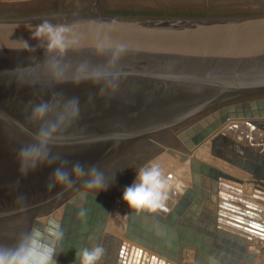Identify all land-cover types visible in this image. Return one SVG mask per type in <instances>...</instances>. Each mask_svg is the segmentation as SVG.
Listing matches in <instances>:
<instances>
[{
	"label": "water",
	"instance_id": "water-1",
	"mask_svg": "<svg viewBox=\"0 0 264 264\" xmlns=\"http://www.w3.org/2000/svg\"><path fill=\"white\" fill-rule=\"evenodd\" d=\"M97 3L98 0H94L87 11L0 17V91L5 90L20 100L36 99L49 91L53 92L46 97L86 92L102 102L103 108L92 117L97 123L110 117L109 112L116 114L120 109L140 108L145 118L141 128L132 135L134 140L201 116L205 117L201 122L205 129L195 135L198 143L229 119L248 114L249 107L262 111L264 116V11L226 15L121 14L99 8ZM45 20L67 26L68 38L78 40L63 57L48 53L46 43L33 39L36 26ZM96 44L111 49L122 47L118 62L109 63L111 52L98 55ZM49 60L59 61L69 76L82 63L91 71H118L120 75L112 82L114 87L104 81L94 84L91 80L79 85L57 83L48 66ZM103 83L110 88L101 87L104 88L101 94L98 87ZM90 84L97 88L89 91ZM71 88L77 90L67 93ZM151 112L157 115L153 117ZM261 131L264 132V119L235 122L213 135L211 151L256 179L264 180V153L245 147L248 142L236 137L241 134L254 141ZM116 139L121 140V136ZM241 149L246 151L244 159L238 155L243 153ZM226 152L233 155H224ZM169 153L176 155L174 149ZM179 159L190 161L192 186L175 173H168L165 176L168 198L155 212L129 211L123 197L108 199L89 191L74 196L65 205L61 218L52 215L47 221L37 219L31 232L39 229L47 235L48 228L59 225L63 238L56 257L58 264H79L77 251L94 247L104 249L99 262L103 264L105 253L116 241L108 230L109 223L114 221L121 227L122 239L117 241L116 250L118 264H167L165 259L178 264H253L256 254H249L247 241L252 237L264 239L260 231L264 229L261 225L264 223V188L257 183L253 193L247 194L242 179L219 167L186 154H180ZM95 166L100 168L101 165ZM202 179L206 180L204 186ZM220 181L225 183L219 184ZM205 196L216 202L220 198L218 207L229 210V213L218 211L229 219L221 223L246 235L215 227V221L220 222L215 213H209V209L202 206ZM78 198L83 201L77 203ZM120 204L125 206L122 211L117 210ZM81 208L86 210L84 216L79 214ZM23 211L24 208L11 210L0 217ZM154 233L158 236L154 237ZM159 235L167 236L168 240L160 239ZM123 239L155 254L146 251L140 261L142 250L131 245L128 255H123ZM209 251L212 253L209 256L224 258L223 261L205 260ZM190 252H193L194 262L186 261ZM261 252L264 253V249ZM228 253L241 260L229 259L232 256Z\"/></svg>",
	"mask_w": 264,
	"mask_h": 264
},
{
	"label": "rangeland",
	"instance_id": "rangeland-1",
	"mask_svg": "<svg viewBox=\"0 0 264 264\" xmlns=\"http://www.w3.org/2000/svg\"><path fill=\"white\" fill-rule=\"evenodd\" d=\"M263 1L98 0L97 4L99 8L121 14L226 15L264 11ZM93 3L94 0H0V17L25 16L48 11H87L91 9ZM104 86H107V84L103 83L98 88ZM87 87L91 88L89 91H93L97 88V85L90 84ZM67 90V93H72L77 88ZM50 92L53 91L46 92L45 95ZM83 93L85 94L51 95L52 97L44 95L36 99L20 100L11 96V93L5 90L0 91V214L24 208L21 213L0 217V246L15 247L20 238L28 233V230L31 232L37 219L47 221L48 217L55 215V209L59 208L57 210L59 216L57 215V217H62L64 211L61 210L60 212L62 205L56 208L55 200L61 196L58 194L66 190V187L56 185L49 188V182L53 169L61 166L63 160L69 161L67 165L69 171L71 162L75 161L81 162L86 168L100 164L101 166L98 169L104 173L108 189L100 191L99 194L108 199H112L114 194H120L123 197L124 190L136 181L138 171L142 167L155 164V160L160 156L172 157L173 155L169 153L170 149H175L179 153L185 151L191 153L192 156L204 159L235 177H247V174L233 163L212 153L211 139L223 127L225 128L235 122L248 119H264L262 111L252 110L249 107V114L246 113L245 116L237 115L229 119L220 129L215 128L208 137L198 143L195 142V135L199 134V130L205 129L201 125L205 117L201 116L200 118L203 119L196 118L197 122L186 121L157 134L150 135L152 134L150 133L144 139H141L144 137L142 136L140 139L134 140L132 135H135L141 128L140 124L145 118L142 109L128 107L120 109L116 114L109 112L107 115L110 117H105L103 118L105 120H99L97 123L92 120V117H95L94 115L103 108L102 102L92 94ZM72 97L79 98L80 115L78 118L66 121L61 125L53 143L49 145L51 156L59 157V159H56L55 163L51 165H38L35 170H29L27 175L22 174L18 158L19 150L22 146L35 143L34 137L40 127L37 122L31 119L33 107L42 101H49L56 105L55 111H60L63 109L64 102ZM90 97L91 99H89ZM151 114H153V117L157 115L155 112H151ZM185 135L186 138L183 137ZM118 136H121L119 141L116 139ZM236 137L245 139V142L253 145L255 149L257 148L256 151L264 153L263 131L257 132L254 141L247 140L245 135L241 134H237ZM177 160L181 162L180 159L177 158ZM188 163L189 167L184 171L185 175L180 177L181 180L191 181L190 161ZM173 166L174 169H179V167ZM171 172L173 171H162L163 177L165 178ZM83 179H87V177L80 179L78 182L75 181L74 187L77 191H89L84 188ZM246 183L243 181L244 185ZM73 189L63 194H68L74 191ZM80 200L83 201V198ZM132 210L134 209L129 208V211ZM29 214L35 215H33L31 224L27 223L25 225ZM109 228L110 231L115 230L117 231H114L115 233L120 234L121 227L118 222L109 223ZM20 232L23 235L19 234ZM186 256V261L194 262L193 252L188 253ZM260 259L263 258L260 257ZM253 264H264V261L260 260Z\"/></svg>",
	"mask_w": 264,
	"mask_h": 264
},
{
	"label": "clouds",
	"instance_id": "clouds-1",
	"mask_svg": "<svg viewBox=\"0 0 264 264\" xmlns=\"http://www.w3.org/2000/svg\"><path fill=\"white\" fill-rule=\"evenodd\" d=\"M69 31L70 29L65 25H54L45 20L36 26L33 39L46 43L48 53H58L63 57L70 47L78 44L75 37L68 38L66 33ZM95 46L98 55L105 52L112 53L109 63L113 65L118 62L123 52L122 47L111 49L107 45L96 44ZM48 66L57 83L72 82L79 85L84 81L91 80L94 84L104 81L114 87L112 82L120 75L118 71H91L84 63L80 64L70 76L59 61L49 60ZM103 92L104 88H101V94ZM55 108L56 105L53 103L42 101L32 109L31 119L37 122L40 127L34 137L35 143L22 146L19 150L18 158L21 172L24 175H27L29 170H35L38 165H51L55 163L56 159H59V157L51 156L49 145L53 143L61 125L79 117V98L67 99L60 111H55ZM68 164L69 161L63 160L61 166L53 169L49 188L56 185L71 188L77 179L87 177V179H83L85 189L97 194L108 189L104 173L95 165L86 168L81 162L75 161L71 162L69 171ZM167 187L160 166L151 164L138 171L136 181L124 190L123 200L129 208L137 212L144 210L155 212L164 206V201L168 198ZM85 212L86 210L81 208L80 216H84ZM46 231L47 235L39 229L24 234L15 247L0 246V264H58L56 257L61 251L63 232L59 225L48 228ZM103 255L104 249L102 247L84 248L77 251L76 259L79 264H99Z\"/></svg>",
	"mask_w": 264,
	"mask_h": 264
},
{
	"label": "bare ground",
	"instance_id": "bare-ground-1",
	"mask_svg": "<svg viewBox=\"0 0 264 264\" xmlns=\"http://www.w3.org/2000/svg\"><path fill=\"white\" fill-rule=\"evenodd\" d=\"M264 2V1H263ZM249 112V111H248ZM249 114V113H248ZM200 118V117H199ZM201 119H203V118H200V120ZM197 119L195 118V120H194V118H192V119H190L188 122H197L196 121ZM199 120V119H198ZM199 120V121H200ZM198 121V122H199ZM201 122V121H200ZM178 126V125H177ZM174 127H176V126H174ZM157 134L158 132H154V133H152V134H150V135H154V134ZM146 137H148V136H146ZM145 136L144 137H142L141 139H144V138H146ZM175 150V149H174ZM133 151V150H132ZM176 151V150H175ZM180 154H186V155H189V157L191 158V157H195V156H192L191 155V153L189 154L188 152H184V153H179L178 151H176V155H173L172 157H170V156H160L159 158H157V160H155V164H157V165H159L160 166V168H161V170L162 171H167V170H171V171H173V173H175L178 177H179V179H180V177L182 176H184L185 175V170L187 169V167H189V163H188V161L187 162H178V160H177V158L179 159V156H180ZM198 158V157H197ZM200 159V158H199ZM201 160H204V159H201ZM205 161V160H204ZM173 165H175V167L177 166V167H179V169L177 170V169H174V166ZM189 172H190V169H189ZM186 173H187V171H186ZM189 174V173H188ZM164 175V174H163ZM134 180H135V178H134ZM187 185H188V182L186 181V180H184V179H182ZM203 180L204 181H206L205 179H202V183H203ZM189 186V185H188ZM190 187V186H189ZM74 191H71L70 193H68V194H63V195H61L60 197H58L56 200H55V206H56V208H58V207H60L61 205H62V207H60V212H61V210H63L64 209V207H65V205L74 197V196H78L80 193H83V192H89V191H77L76 189H75V187H74V189H73ZM94 192V191H93ZM122 193V192H121ZM99 194V193H98ZM99 195H101V194H99ZM228 195V194H227ZM102 196V195H101ZM113 197L114 196H120L121 197V195L120 194H114V195H112ZM106 198V197H105ZM80 199H82V198H78V200H77V203H80L82 200H80ZM220 199V198H219ZM224 201H226V200H224ZM217 203H218V200H217ZM227 203L229 204V205H231V203L230 202H228L227 201ZM233 205V204H232ZM49 206V205H48ZM125 206L123 205V204H120L119 206L117 205V210H120V211H122L123 210V208H124ZM54 209H55V207H54ZM59 209V208H58ZM58 209H55V213L53 212V211H51V212H53L55 215H53V216H55L56 218H58L57 217V215L59 214L58 212L59 211H57ZM223 209L224 208H221L220 210L221 211H223ZM224 210H228V209H224ZM223 212H225V211H223ZM40 213V212H39ZM58 213V214H57ZM228 213V212H227ZM38 214V213H37ZM36 214V215H37ZM33 215H35V214H29L26 218H27V220L25 221L26 222V224L25 225H27V223L29 224H31V222H32V218L34 217ZM59 216V215H58ZM220 217H223V218H226L227 220H228V218L227 217H225V216H222L220 213H218V216H216V218L218 219V221L220 222V223H218V225L220 224V225H222V226H226L227 228H230L228 225H225V224H223V223H221V221L223 222V221H227V220H225V219H220ZM24 222V221H23ZM24 222V223H25ZM117 222V221H116ZM117 224V223H116ZM30 226V225H29ZM23 228H25V227H23ZM218 228H220V227H218ZM222 228V227H221ZM224 229V228H223ZM232 229H234V228H232ZM225 230V229H224ZM22 231V230H21ZM29 231L30 230H28V233H29ZM22 232H24V231H22ZM22 232H20L19 234H22L23 235V233ZM26 232H27V230H26ZM27 234V233H26ZM113 234V233H112ZM21 235V236H22ZM114 235V234H113ZM20 236V235H19ZM114 237H115V240L116 241H114L113 242V245H112V247H110V250H109V252L107 253H105V257H104V262H103V264H112V262L116 259L117 260V253H116V250H117V246H118V244L117 243H119V242H117V241H119L120 239H122V238H120V237H118V236H116V235H114ZM123 241H124V245H123V255H127L128 254V252H129V249H130V246L132 245V243H128L127 241H125L124 239H123ZM134 244V243H133ZM137 243H135L134 245H135V247L137 246L136 245ZM133 245V246H134ZM136 248H139V249H141L142 250V253H141V256H140V261H142L143 260V257H144V252H148V253H150L151 255H153V254H155V252L153 251V252H151L152 250H149V249H147V248H145V247H143V246H141V245H139V246H137ZM142 248H145L146 250L144 251ZM122 255V256H123ZM158 257L159 256H161V255H159V254H156ZM159 258H161V257H159ZM109 259L111 260V263H108L107 262V260L109 261ZM171 263H174V264H178V263H175V262H171ZM116 264H118V262H116ZM168 264V263H167Z\"/></svg>",
	"mask_w": 264,
	"mask_h": 264
},
{
	"label": "crops",
	"instance_id": "crops-1",
	"mask_svg": "<svg viewBox=\"0 0 264 264\" xmlns=\"http://www.w3.org/2000/svg\"><path fill=\"white\" fill-rule=\"evenodd\" d=\"M244 143H246V142H244ZM245 145V147H249V148H251V149H254L255 151L257 150V148L255 149V147H252L250 144H244ZM241 152H243V153H241V154H238L240 157H242L243 159L244 158H246V154H245V150L244 149H241ZM258 152V151H257ZM236 167H238V166H236ZM240 170H242V171H244L247 175V177H240V176H237V178H240V179H242L243 181H245V182H247L245 185H244V192L245 193H247V194H252L253 193V191H254V189H255V187L257 186V183H260V185L264 188V180H259V179H256L251 173H249V172H247V171H245L244 169H242V168H240V167H238ZM188 182V185L191 187L192 186V182L191 181H187ZM220 183H225L224 181H220L219 182V184ZM206 184V181H204L203 180V183H202V185L204 186ZM247 185H249V186H247ZM234 186V185H233ZM236 187H238V188H240L239 186H236ZM207 193H208V195L210 194L211 196L213 195L212 194V192L209 190V189H207ZM228 194V193H227ZM234 197V196H233ZM218 201H220V199L218 198ZM202 206L203 207H206V209H209V213H210V211H212L213 213H215L216 214V216H218V211L220 210V208L218 207V204H217V202H216V200H214V199H212V198H209V197H206L205 196V198L203 199V201H202ZM223 211H225L226 213L228 212L229 213V210H224L223 209ZM217 219V218H216ZM220 219H225V220H227L226 218H223V217H220ZM228 221H229V219H228ZM261 225L262 226H264V223H261ZM109 227V226H108ZM215 227H222L221 229H225V230H227V231H230V232H235L236 234H240V235H246V234H243V233H241V232H239V231H236V229H232V228H227L226 226H222V225H218V223L215 221ZM110 228H108V230H109ZM259 230V229H258ZM110 231V230H109ZM115 231V230H114ZM110 231L111 233H113L114 235H116V236H118V237H120L121 238V236H120V234H118V233H115V232H117V231ZM260 231L263 233V235H264V229H260ZM154 237H157L158 235H156L155 233H154ZM159 238L160 239H164V241H167L168 239H166L167 238V236H164V237H162V236H160L159 235ZM125 241H127L128 243H132V245H134L135 243L134 242H132V241H130V240H128V239H124ZM134 243V244H133ZM247 243H248V252H249V254H256V257H255V260H254V262L253 263H257L258 261H264V253H262L261 252V250L262 249H264V239H257L256 237H252L251 238V240H248L247 241ZM137 246H139V244H136ZM210 245L211 246H213V244H211L210 243ZM135 246V245H134ZM136 246V247H137ZM233 248V247H232ZM144 251L146 250L145 248H142ZM129 251H130V249H129ZM236 250H234V252H235ZM259 251H260V253H259ZM149 252V251H148ZM151 252H153V251H151ZM129 253V252H128ZM235 253H239V251L237 250ZM209 254H212L211 253V251H209L208 252V254H207V257H205V260H208V261H212V260H214V261H217V262H220V261H223L222 259H224V258H219V257H217V256H209ZM229 255H231L232 253H228ZM128 255V254H127ZM232 256V255H231ZM159 257H161V258H164V257H162V256H159ZM260 257H262L263 259H260ZM165 259V258H164ZM229 259H231V260H235V261H240L241 259L239 258V257H237V256H235V257H230ZM229 259L227 260V261H229ZM166 260V262L167 263H171V261H169V260H167V259H165ZM107 262L108 263H111V260L109 259V261L107 260ZM116 262H117V260L115 259L114 260V262L112 263V264H116ZM174 264V263H173Z\"/></svg>",
	"mask_w": 264,
	"mask_h": 264
},
{
	"label": "flooded vegetation",
	"instance_id": "flooded-vegetation-1",
	"mask_svg": "<svg viewBox=\"0 0 264 264\" xmlns=\"http://www.w3.org/2000/svg\"><path fill=\"white\" fill-rule=\"evenodd\" d=\"M227 154H225V153H223L224 155H228V156H231V155H233V152H226Z\"/></svg>",
	"mask_w": 264,
	"mask_h": 264
},
{
	"label": "snow or ice",
	"instance_id": "snow-or-ice-1",
	"mask_svg": "<svg viewBox=\"0 0 264 264\" xmlns=\"http://www.w3.org/2000/svg\"><path fill=\"white\" fill-rule=\"evenodd\" d=\"M250 207H252V206L250 205ZM253 227H256V226L254 225Z\"/></svg>",
	"mask_w": 264,
	"mask_h": 264
}]
</instances>
